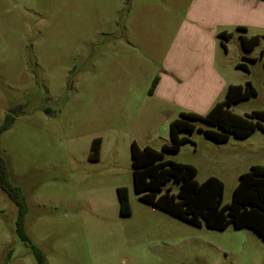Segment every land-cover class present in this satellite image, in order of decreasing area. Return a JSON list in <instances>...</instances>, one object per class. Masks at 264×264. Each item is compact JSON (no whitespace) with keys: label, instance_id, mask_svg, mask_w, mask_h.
Masks as SVG:
<instances>
[{"label":"rangeland","instance_id":"rangeland-1","mask_svg":"<svg viewBox=\"0 0 264 264\" xmlns=\"http://www.w3.org/2000/svg\"><path fill=\"white\" fill-rule=\"evenodd\" d=\"M196 3L0 0V125L8 114L15 117L0 135V155L9 183L26 197L29 237L18 235V207L0 189V264H38L34 247L47 264H264V241L254 231L196 227L142 202L134 189L133 141L162 151L182 112L204 116L214 99H225L179 90L169 100L150 94ZM257 33L260 44L248 55L237 30L228 53L226 41L216 40L227 79L257 91L232 107L241 116L264 111V31L247 35ZM195 125L193 134H182L190 141L165 159L194 166L199 183L220 179L228 204L240 176L264 166V132L218 143L205 133L217 128ZM96 138L98 160L92 159ZM120 187L128 189L130 216L120 213ZM164 189L178 187L171 182Z\"/></svg>","mask_w":264,"mask_h":264},{"label":"trees","instance_id":"trees-1","mask_svg":"<svg viewBox=\"0 0 264 264\" xmlns=\"http://www.w3.org/2000/svg\"><path fill=\"white\" fill-rule=\"evenodd\" d=\"M220 37L229 41L233 34L222 33ZM260 41L259 36L241 37L242 47L246 53L253 52ZM222 45L226 50L223 42ZM261 57H264V52ZM237 67L248 71L244 64ZM158 83L159 78L156 77L150 94L154 93ZM256 95L257 91L250 82L244 86L230 85L225 99L217 103L206 115L182 112L178 119L170 123L171 143L164 145L162 151L150 146L141 148L133 141L131 144L133 182L139 199L196 227L205 226L216 231H224L230 226L235 229H250L264 241V166L255 165L250 171L243 173L233 191L231 202L224 204L225 187L220 179L209 177L199 183L196 180L198 172L194 166L165 159L166 153H177L190 141L182 134H193L196 130V121L217 128L207 129L205 133L218 143L229 141L231 135L245 139L256 131L264 132V111H254L245 116L232 111L233 106ZM14 122L15 117L8 114L4 123L0 125V135L9 130ZM100 147L101 138L94 139L92 159H99ZM9 173L5 159L0 155V189L18 207L17 233L23 241L29 242L25 225L27 200L20 188L9 183ZM171 182L178 187L176 193L164 189ZM117 195L121 215L130 216L128 189L118 188ZM33 251L38 264H47L46 257L40 249L34 247Z\"/></svg>","mask_w":264,"mask_h":264},{"label":"crops","instance_id":"crops-1","mask_svg":"<svg viewBox=\"0 0 264 264\" xmlns=\"http://www.w3.org/2000/svg\"><path fill=\"white\" fill-rule=\"evenodd\" d=\"M200 1L197 0L196 9L182 23L180 36L167 49L164 74L158 77L159 83L152 95L169 100L172 93L179 90L185 91L187 95L191 91L192 95L201 99L208 93L219 98L226 94L230 85H239L229 81L224 74L225 66L216 40L222 39V33L234 34V30L240 33V41L242 36L260 37L258 33L250 36L247 34L251 30L264 31V0H210L211 4L204 3L208 0L199 4ZM143 18L146 19L145 16ZM144 20L139 19L138 22L142 24ZM127 25L128 22H125L122 27L125 29ZM233 38L234 35L226 43L222 41L226 46V53L229 52L228 43ZM242 50L247 55L252 53H246L243 47ZM246 58L257 60L253 57ZM219 102L221 101L214 99L211 107Z\"/></svg>","mask_w":264,"mask_h":264}]
</instances>
